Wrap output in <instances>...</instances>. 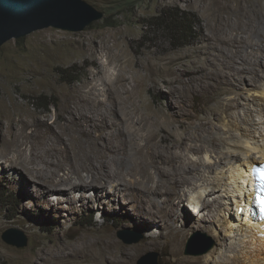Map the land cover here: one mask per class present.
I'll use <instances>...</instances> for the list:
<instances>
[{"label":"rangeland","instance_id":"rangeland-1","mask_svg":"<svg viewBox=\"0 0 264 264\" xmlns=\"http://www.w3.org/2000/svg\"><path fill=\"white\" fill-rule=\"evenodd\" d=\"M86 1L104 13L102 19L82 30L40 29L0 46V264H40L35 258L40 251L65 259L67 264H92L90 260L100 251L99 237L103 234H112L122 249L137 253L134 264H140L149 252L159 254V264H177L178 255L172 252L169 237L170 222H164L167 218L157 213L158 210L157 214H150L151 203L143 202L147 197L143 198L140 190L133 188L120 198H113L112 193L98 197L96 191L89 190L86 200L81 199L79 191L72 193L71 200L67 196L47 195L38 181L13 165L10 159L24 158L26 153L21 148L27 154L31 151L47 154L42 144L45 140L55 143V132H63L66 137L73 133L72 125L63 118L67 113L66 101L87 79L99 83L105 80L106 86L100 87L107 97L111 95L109 84L121 91L133 86L146 106L166 108L168 113L177 111L172 83L175 79L191 78L192 69L199 64H194L195 55L204 35L212 32L218 22L227 23L228 29L237 28L238 15L231 12L212 15V7L218 8L216 0ZM183 13L187 14L183 25L192 28V37L185 46H182L184 37H175L173 31L175 24H179L177 17ZM246 88L247 98L250 93L264 90V82L258 88ZM226 96L222 89L193 95L189 111L193 119L190 120L212 113L217 102ZM252 101L247 102L256 109L262 99ZM108 103L112 104L110 98ZM239 113L245 115L243 110ZM263 115L255 112L256 127L264 126ZM22 140L24 145L19 147ZM54 156L56 160L61 158L59 154ZM201 157L208 158L206 151ZM48 158L53 159V155ZM47 159L42 162L37 158L31 166L42 168L43 175L50 173L54 165L47 166ZM130 179L133 180L132 175H128L127 180ZM197 191L188 190L185 211L193 207L191 201ZM154 196L162 205L164 197ZM208 214L209 208L200 216H190L196 224L189 229L180 256L215 261L219 254L224 257L235 254L228 247L231 242H235L236 253L239 251L242 235L226 231L218 223L222 216L218 212L216 223L210 226L204 221V215ZM9 229L24 233L28 244L18 247L6 242L3 234ZM121 230L129 231V237L138 234L143 237L139 242L127 243L119 236ZM194 234H199V241L191 247L192 254H187L188 242ZM226 236L227 242L220 243V238ZM212 243L214 247L210 251L196 255Z\"/></svg>","mask_w":264,"mask_h":264},{"label":"bare ground","instance_id":"bare-ground-1","mask_svg":"<svg viewBox=\"0 0 264 264\" xmlns=\"http://www.w3.org/2000/svg\"><path fill=\"white\" fill-rule=\"evenodd\" d=\"M13 2L19 4L16 7L23 4L21 0ZM215 2L218 8L212 7V15H238L237 28L228 29L227 23L218 22L204 35L195 55L194 64H199L192 69L191 78L172 83L177 111L146 106L133 86L121 91L109 84L111 95L107 97L100 87L106 86L105 80L87 79L66 101L63 118L72 125L73 133L66 137L55 132V143L49 139L42 143L53 159L35 151L27 154L21 148L26 156L10 160L38 181L47 195L71 200L72 193L79 191L86 200L89 190L96 191L98 197L112 193L113 198L133 188L140 190L139 194L147 197L143 202L151 203L150 214L161 213L167 218L164 222H170L169 237L172 252L178 255L177 264H264V223L253 222L249 215L254 188L249 171L264 162V126L256 127L255 121L256 111L264 114V90L245 97L247 86L255 89L264 82V0ZM257 36L262 39L256 40ZM217 89L227 96L217 102L216 110L190 120L191 97ZM259 98L262 102L256 109L247 102L256 103ZM241 110L245 115H239ZM18 145L22 147L24 141ZM204 151L208 158L201 157ZM58 154L61 158L56 160L54 155ZM37 158L42 162L47 159V166L54 165L50 173L43 175L42 168L31 166ZM226 165L230 167L226 169ZM128 175L133 180H127ZM148 182H152L151 187ZM188 190L197 192L191 201L193 207L185 211ZM156 194L164 197L162 205L157 203ZM208 208L204 221L210 226L216 223L218 212L222 215L218 223L226 231L242 235L239 251L236 253L235 242H231L228 247L235 254H219L215 261L180 256L189 229L196 224L190 216H200ZM99 241L100 251L90 260L92 264H134L137 253L122 249L112 234L100 235ZM224 242L227 236L220 238V243ZM35 256L40 264H67L45 251Z\"/></svg>","mask_w":264,"mask_h":264},{"label":"water","instance_id":"water-1","mask_svg":"<svg viewBox=\"0 0 264 264\" xmlns=\"http://www.w3.org/2000/svg\"><path fill=\"white\" fill-rule=\"evenodd\" d=\"M23 4H15L13 0H0V46L13 38H20L34 31L55 27L66 30H82L95 20L102 19L104 13L99 11L86 0H21ZM130 232L121 230L119 236L127 243L139 242L143 237L138 234L129 237ZM199 234H194L188 242L187 254L191 253V247L199 241ZM3 238L10 244L18 247L26 246L28 239L24 233L9 229L3 234ZM21 238V239H20ZM214 247V243L204 246L196 255L205 254ZM192 254V253H191ZM159 254L149 252L140 261V264H159Z\"/></svg>","mask_w":264,"mask_h":264},{"label":"trees","instance_id":"trees-1","mask_svg":"<svg viewBox=\"0 0 264 264\" xmlns=\"http://www.w3.org/2000/svg\"><path fill=\"white\" fill-rule=\"evenodd\" d=\"M184 15H187L186 13H183V15H179L178 17H177V19L176 20H178L179 21V24H175V27L173 28V27H171V28H173V31H174V35H175V37H177L178 36V38L181 36V38H183V40L185 41L184 43H183V45L182 46H185V45H187L188 44V39L189 38H191L192 37V28L190 27V26H188V25H183V23L185 22V17H184ZM175 21V20H174ZM181 23H182V25H181ZM194 24V23H193ZM183 36V37H182ZM178 46H181V45H177V47ZM50 104H52V102L51 103H48V106L50 105ZM4 200V199H3Z\"/></svg>","mask_w":264,"mask_h":264}]
</instances>
